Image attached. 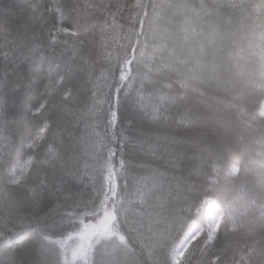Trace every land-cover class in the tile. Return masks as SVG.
Segmentation results:
<instances>
[{
    "label": "trees",
    "instance_id": "16d2710c",
    "mask_svg": "<svg viewBox=\"0 0 264 264\" xmlns=\"http://www.w3.org/2000/svg\"><path fill=\"white\" fill-rule=\"evenodd\" d=\"M0 264H264V0H0Z\"/></svg>",
    "mask_w": 264,
    "mask_h": 264
},
{
    "label": "rangeland",
    "instance_id": "374dc122",
    "mask_svg": "<svg viewBox=\"0 0 264 264\" xmlns=\"http://www.w3.org/2000/svg\"><path fill=\"white\" fill-rule=\"evenodd\" d=\"M207 212L208 228L211 231V234H213L219 223L220 213L217 205L214 203H211L208 206ZM110 221L111 219L106 218L105 221H102L100 224L85 226L83 232L81 233L82 241L87 242L89 236L91 237L94 233L98 234L105 231L110 226ZM199 232L200 228L197 225L193 226V228L188 232L186 239L174 253V263L178 262L179 257L187 248L189 242H191L199 234Z\"/></svg>",
    "mask_w": 264,
    "mask_h": 264
}]
</instances>
